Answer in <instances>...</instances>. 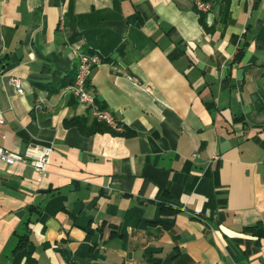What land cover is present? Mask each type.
<instances>
[{
  "label": "crops",
  "instance_id": "0c3cea01",
  "mask_svg": "<svg viewBox=\"0 0 264 264\" xmlns=\"http://www.w3.org/2000/svg\"><path fill=\"white\" fill-rule=\"evenodd\" d=\"M207 1L0 0V145L52 147L0 161V264H264V0Z\"/></svg>",
  "mask_w": 264,
  "mask_h": 264
},
{
  "label": "built area",
  "instance_id": "2783aa9c",
  "mask_svg": "<svg viewBox=\"0 0 264 264\" xmlns=\"http://www.w3.org/2000/svg\"><path fill=\"white\" fill-rule=\"evenodd\" d=\"M194 7L199 11H207L209 2L207 0H192ZM73 52L78 59L75 77L70 85L67 86L69 91L78 100V102L87 106L91 114L98 120L104 121L113 129H120V124L115 120L112 114L99 106L95 95L89 91L87 81L92 69L100 65L103 57L97 52H86L78 46L73 47ZM10 85L15 88L17 93L24 92L23 83L18 77L9 79ZM3 122V115L0 110V124ZM52 147L45 145L41 148L28 147L24 153H19L7 149L0 145V161L11 165L15 163L30 164L37 172L44 173L47 169ZM213 157H218L213 154Z\"/></svg>",
  "mask_w": 264,
  "mask_h": 264
},
{
  "label": "trees",
  "instance_id": "16d2710c",
  "mask_svg": "<svg viewBox=\"0 0 264 264\" xmlns=\"http://www.w3.org/2000/svg\"><path fill=\"white\" fill-rule=\"evenodd\" d=\"M258 1H259V0H254V5H256V4L258 3ZM226 10H227V9H226ZM224 11H225V9H224ZM242 53H243V48L239 49V51L237 52V56L240 57V56L242 55ZM77 122H78V118L75 117V118H71V119H69V120L67 121V124H72V123H77ZM95 123L98 125V127H100V128H97V130H102L104 127H105V129H111V130H114V129L111 128L108 124H106L104 121H101V120H100V122L95 121ZM104 123H105V126H104ZM163 209H165V208H163ZM28 242H29V240H28L27 235L20 236V239H19V241H18V247H22V246H24V245H27ZM29 252H30V251H29ZM28 258H29V256H28Z\"/></svg>",
  "mask_w": 264,
  "mask_h": 264
}]
</instances>
